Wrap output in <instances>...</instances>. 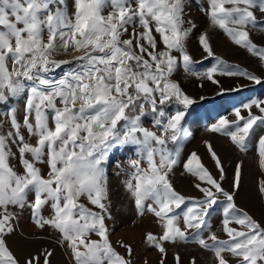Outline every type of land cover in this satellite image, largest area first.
<instances>
[{"label":"snow or ice","instance_id":"1","mask_svg":"<svg viewBox=\"0 0 264 264\" xmlns=\"http://www.w3.org/2000/svg\"><path fill=\"white\" fill-rule=\"evenodd\" d=\"M193 8L206 21L197 37L203 58L215 61L205 71H194L188 49L198 30ZM212 32L264 69V0H0V264H21L8 240L25 213L37 233L55 236L71 264H134V244L118 240V251L107 223L115 219L107 168L118 149L133 152L126 166L116 163V174L134 217L159 226L143 236L159 264L168 245L189 239L212 253L213 264H264V217L237 203L244 160L230 181L210 143L218 177L196 152L181 161L183 121L195 102L174 78L181 68L213 84L217 74L264 83L217 56ZM231 115L209 131L244 154L253 145L255 194L264 204V99ZM181 163L179 175L192 178L199 196L177 191ZM53 255L44 248L23 264H52Z\"/></svg>","mask_w":264,"mask_h":264},{"label":"rangeland","instance_id":"2","mask_svg":"<svg viewBox=\"0 0 264 264\" xmlns=\"http://www.w3.org/2000/svg\"><path fill=\"white\" fill-rule=\"evenodd\" d=\"M190 16L195 18L198 24V30L195 35L188 41V49L197 61L194 65V71H205L215 63L213 58L204 59L206 55L202 52L198 44V35L206 28L205 19L197 12L195 8L190 10ZM212 44L217 56L228 61L230 64L239 65L241 68H247L254 71L258 75L264 76L262 69L255 58L250 57L242 50L234 47L220 32L210 33ZM259 43V40H257ZM68 66L57 69L54 73L58 79L63 71H67ZM180 83L184 91L195 101L186 111L183 121L184 134L181 140V161L185 160L191 152H196L203 164L215 176H219L214 162L211 160L207 151V144L210 143L221 159L226 170L228 181L231 180L235 164L239 160H244V183L240 195L237 197V203L240 207L245 208L256 219L260 220L264 217V204L260 202L255 194L256 183L260 175L255 163L253 162L254 149L253 145L249 146L247 154L239 152L238 149L231 144L230 140L219 134L209 131L212 124L216 123L221 117L232 119L231 113L236 108H242L244 104L249 103L253 99H264V83L256 85L250 81L238 77H228L216 75L220 81L219 84H213L208 80H200L194 76L183 72L181 68L174 76ZM202 85V86H201ZM223 89V90H222ZM239 89V90H233ZM203 97V99H202ZM172 111L175 109L172 108ZM5 108L0 106V113ZM246 114V113H245ZM3 116H0V120ZM133 156V152L125 149H118L111 155L110 165L107 168L109 185L111 189V198L113 201L112 221H107L112 230L111 240L117 250L123 253V249L116 244L118 240L123 239L125 242L134 244L135 260L134 264H144L147 260L148 264H159V253L153 249H147L143 243L145 231H159V226L153 223L151 216L143 219L141 222L134 217L132 208L134 207L127 198L120 181L124 178L116 173V163L119 162L126 166V161ZM182 171V163L177 166L175 187L186 196H199L197 189L193 187L191 177H181L179 173ZM224 187L228 188L229 183L225 182ZM47 211L45 215H47ZM136 223H133V220ZM219 211L213 212L209 218L212 231H216L220 225ZM23 232V236L20 232ZM221 238H225L220 234ZM9 247L16 254L21 264L26 257L33 253L42 251L44 248L54 250L51 257L52 264H71L70 258L65 250L56 244L55 236H49V233H37L30 223L29 214L25 213L24 217L19 221L17 234L8 240ZM181 258V264H190L195 258L196 264H213V256L207 250H203L191 239L187 243L181 242L178 245H168V255L166 264H175V255Z\"/></svg>","mask_w":264,"mask_h":264}]
</instances>
